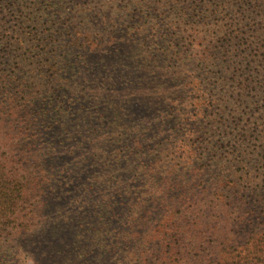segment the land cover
I'll return each mask as SVG.
<instances>
[{"label": "trees", "instance_id": "trees-1", "mask_svg": "<svg viewBox=\"0 0 264 264\" xmlns=\"http://www.w3.org/2000/svg\"><path fill=\"white\" fill-rule=\"evenodd\" d=\"M257 164L264 0H0V255L264 264Z\"/></svg>", "mask_w": 264, "mask_h": 264}, {"label": "rangeland", "instance_id": "rangeland-1", "mask_svg": "<svg viewBox=\"0 0 264 264\" xmlns=\"http://www.w3.org/2000/svg\"><path fill=\"white\" fill-rule=\"evenodd\" d=\"M248 72H249L248 70H247V71H244V75L247 74ZM255 76H256V75H255ZM260 77H261V76H260ZM251 84H255V83H254V82H253V83L251 82ZM259 91H260V90H259V86L255 84V90L252 91V93H257V92H259ZM214 93L218 96V95L221 93V89L216 90ZM242 117H243V118H246V117H247V114H246V113H243V114H242ZM187 123H188V122H183V124L179 127V129L182 131V132H181L182 135H184V141H187V140L190 138L189 134H185V133L183 132V129L187 126ZM257 165H258V164H257ZM258 166L260 167L261 171L263 172V171H264V167H263L261 164H259ZM258 166H257V167H258ZM234 169L237 170L236 173H240V172H239L240 166H236V167H234ZM262 172H261V174H260L259 177H264ZM259 177H257L256 175H255V177H253L255 183H258V181H259V179H260ZM258 208H259V211H258V213H257V216H258V218H257V219H258L257 223H259L260 226H262V225H264V205L260 202V206H258ZM13 252H14V251H13ZM0 257H2V259H8V260H10V261H11L10 264H19V263L16 261L15 255H14V256H11V257H7V255L4 254V255H0ZM24 264H34V262H32L31 260H27V262H25Z\"/></svg>", "mask_w": 264, "mask_h": 264}]
</instances>
